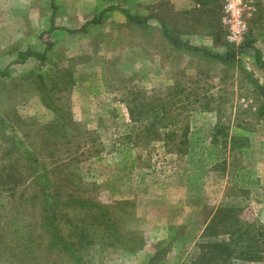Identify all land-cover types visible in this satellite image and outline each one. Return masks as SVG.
<instances>
[{
  "label": "rangeland",
  "instance_id": "obj_1",
  "mask_svg": "<svg viewBox=\"0 0 264 264\" xmlns=\"http://www.w3.org/2000/svg\"><path fill=\"white\" fill-rule=\"evenodd\" d=\"M242 2L252 46L223 62L172 44L159 19L167 35L224 54L240 45L229 39L227 0H0V161L14 141L31 143L26 194L47 167L54 191L89 195L115 219L112 230L88 223L91 236H80L86 208L60 206L56 242L40 207L6 188L0 264H191L221 204L264 225V66L252 49L264 58V0ZM114 3L148 25L119 8L101 15ZM27 49L44 58L22 60ZM166 89L189 127L175 136L185 139L177 152L139 139L128 109L134 99L151 107Z\"/></svg>",
  "mask_w": 264,
  "mask_h": 264
},
{
  "label": "trees",
  "instance_id": "obj_2",
  "mask_svg": "<svg viewBox=\"0 0 264 264\" xmlns=\"http://www.w3.org/2000/svg\"><path fill=\"white\" fill-rule=\"evenodd\" d=\"M119 4H111L106 10L101 12V15L107 10L120 9L125 16L130 20L138 24L148 25V17H140L132 14L128 9L120 7ZM164 33L172 44L186 48L191 51L202 52L205 54H211L223 62L235 61L239 54L245 50H248L252 46V41L245 39L238 46L232 45L228 47L226 53L218 54L211 52L207 49L197 46L188 45L177 38H173L168 34L165 23L159 19ZM99 22V18H93L83 25L85 29L92 23ZM50 49V44L46 50ZM255 51L256 62L260 66H264L263 56L259 49L253 48ZM22 60H26L29 56L43 59L44 54L35 52L28 49L19 54ZM6 70L0 69V75H6ZM174 89H166V94L163 97H154L155 102H151V107L146 101L133 100V103H128V109L131 116V120L139 124L137 131L138 138L143 141L149 136L148 141L163 140L168 151L173 152L180 150V146L184 143L182 140H176L175 136L182 133L187 135L188 126L179 123L176 117L177 107L173 106L175 99L178 96L177 92H173ZM169 91V92H168ZM264 93V90L262 89ZM260 114L264 115V102L259 107ZM63 116V115H62ZM1 121V118H0ZM56 125L64 128L66 126V120L58 121ZM60 129L59 127H56ZM235 142V141H234ZM28 143V142H27ZM138 143V142H137ZM149 143V142H148ZM31 150H28L19 141H14L9 145L7 152L1 157L0 161V228L3 220V190L10 188L12 193L20 191L22 204L29 206L32 210L35 207H40V213H43V217L49 227L51 236L56 237L55 241H59L58 235L60 231L55 230V221L59 218V207L65 208L73 205H79L82 208H86L84 214L85 226L79 229L80 236L85 233L86 237L91 236V228L88 227V223L91 226L102 227L112 230L115 228V219L112 218L110 212L106 207L96 203L89 195L86 197L77 196L74 191H71L69 195L63 197L59 192L53 190L50 185V181L47 177L49 169L39 170L36 182V186L31 193L26 194V189L21 186L24 183L27 175L24 174V166H33L37 163L34 158V149L31 143H28ZM12 150H16L17 157H13L10 153ZM44 166V164H43ZM34 174L32 180L34 179ZM31 183V182H30ZM22 188V189H20ZM33 205L34 208L31 207ZM96 207V208H94ZM109 235V234H108ZM61 242H64L63 240ZM62 245L60 242L55 243ZM70 244H64L61 247L69 248ZM198 248L197 254L192 258L191 264H234V261L256 262L264 264V225L259 224L256 221L246 220L241 217L240 210L231 204H221L212 213L208 220L205 221L204 227L200 236V240L196 243ZM51 249L53 245L50 246ZM60 247V246H58ZM50 249V250H51ZM17 254H9V258L15 257ZM153 261V259H152Z\"/></svg>",
  "mask_w": 264,
  "mask_h": 264
},
{
  "label": "built area",
  "instance_id": "obj_3",
  "mask_svg": "<svg viewBox=\"0 0 264 264\" xmlns=\"http://www.w3.org/2000/svg\"><path fill=\"white\" fill-rule=\"evenodd\" d=\"M230 4H235V7L229 8ZM239 5H243L242 0H239V3H235V0H227L226 4L227 11H230L233 14V23L231 29H229V39L235 44L242 43L248 32V26L246 21L242 18ZM230 20L231 19H229V21Z\"/></svg>",
  "mask_w": 264,
  "mask_h": 264
},
{
  "label": "clouds",
  "instance_id": "obj_4",
  "mask_svg": "<svg viewBox=\"0 0 264 264\" xmlns=\"http://www.w3.org/2000/svg\"><path fill=\"white\" fill-rule=\"evenodd\" d=\"M235 3H239V0H235ZM235 7V4H230L229 5V8H234Z\"/></svg>",
  "mask_w": 264,
  "mask_h": 264
},
{
  "label": "crops",
  "instance_id": "obj_5",
  "mask_svg": "<svg viewBox=\"0 0 264 264\" xmlns=\"http://www.w3.org/2000/svg\"><path fill=\"white\" fill-rule=\"evenodd\" d=\"M27 50H28V49H27ZM31 50H33V49H31ZM25 51H26V50H25ZM34 51L37 52L36 50H34ZM21 52H24V51H21ZM21 52H20V53H21ZM20 53H19V54H20ZM38 53H39V52H38ZM30 57H34V56H29L28 58H30ZM36 58H37V57H36ZM263 59H264V58H263Z\"/></svg>",
  "mask_w": 264,
  "mask_h": 264
}]
</instances>
